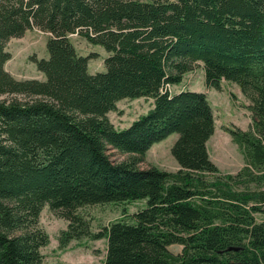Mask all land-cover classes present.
Instances as JSON below:
<instances>
[{
    "label": "trees",
    "instance_id": "trees-1",
    "mask_svg": "<svg viewBox=\"0 0 264 264\" xmlns=\"http://www.w3.org/2000/svg\"><path fill=\"white\" fill-rule=\"evenodd\" d=\"M31 28L48 35L32 58L43 77L16 78L6 43ZM73 33L108 52L104 69L88 70ZM199 64L207 87L229 80L250 100V127L228 129L235 172L210 157L206 91L171 89ZM140 96L151 107L117 128L108 111ZM173 132L178 169L136 166ZM140 198L95 232L78 211ZM44 204L68 221L61 245L106 238L102 264H264V0H0V264H42Z\"/></svg>",
    "mask_w": 264,
    "mask_h": 264
},
{
    "label": "rangeland",
    "instance_id": "rangeland-1",
    "mask_svg": "<svg viewBox=\"0 0 264 264\" xmlns=\"http://www.w3.org/2000/svg\"><path fill=\"white\" fill-rule=\"evenodd\" d=\"M47 33L38 29H27L20 37H12L6 43L10 57L5 61L4 67L16 78H42L43 73L37 68L32 58L47 56ZM70 38L81 53L90 56L88 70L95 72L104 69V57L108 52L98 44L88 42L76 33ZM184 88L206 91L213 109L215 127L207 140V147L211 159L221 172H235L243 163V156L237 143L232 139L229 128L248 129L251 124L252 113L249 108L250 100L241 92L237 83L222 80L221 88L207 87L204 83L202 66L196 65L184 73L181 81L171 85L172 90ZM152 98L140 96L135 98L124 97L116 102V109L108 111L107 115L117 127L127 126L138 115L145 113L152 105ZM177 137L173 132L154 142L146 150L143 160L136 163L137 167L145 168L156 165L161 169L176 170L179 164L173 157L170 147ZM107 153L114 160L126 158V154L117 149L109 148ZM146 205V198L129 201L106 202L86 204L78 211L89 220L92 231L99 230L112 220L123 217L131 219V213ZM262 216V215H260ZM67 219L57 216L44 204L38 219L39 226L47 233L48 242L40 247L43 254L42 264H102L105 256L106 238L91 239L83 237L72 239L66 245H61L59 236L61 230L66 228ZM178 243L170 244L173 252L181 250Z\"/></svg>",
    "mask_w": 264,
    "mask_h": 264
}]
</instances>
